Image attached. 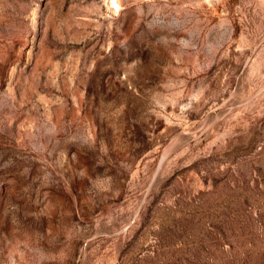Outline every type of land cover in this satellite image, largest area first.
I'll return each instance as SVG.
<instances>
[{
  "label": "rangeland",
  "instance_id": "374dc122",
  "mask_svg": "<svg viewBox=\"0 0 264 264\" xmlns=\"http://www.w3.org/2000/svg\"><path fill=\"white\" fill-rule=\"evenodd\" d=\"M0 264H264V0H0Z\"/></svg>",
  "mask_w": 264,
  "mask_h": 264
}]
</instances>
